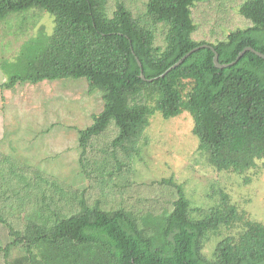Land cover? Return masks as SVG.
<instances>
[{"label":"trees","instance_id":"trees-1","mask_svg":"<svg viewBox=\"0 0 264 264\" xmlns=\"http://www.w3.org/2000/svg\"><path fill=\"white\" fill-rule=\"evenodd\" d=\"M110 1L0 0V23L31 10L55 19L50 35L40 33L2 67L1 87L85 78L104 105L79 131L80 169L90 185L48 184L51 195L44 190L16 227L0 215L10 234L0 246L6 264L15 248V264H264V222L232 203L216 177L264 167V59L248 51L237 61L247 48L264 54V0H245L239 15L246 24L226 32L222 20L221 38L212 41L193 36L202 20L195 10L213 0H147L139 12L125 0L110 8ZM215 52L220 64L234 65L218 69ZM157 113L191 116L196 162L214 177L198 202L170 178L157 182L165 191L138 210L129 201L111 208L110 192L123 193L134 160H143Z\"/></svg>","mask_w":264,"mask_h":264},{"label":"rangeland","instance_id":"rangeland-1","mask_svg":"<svg viewBox=\"0 0 264 264\" xmlns=\"http://www.w3.org/2000/svg\"><path fill=\"white\" fill-rule=\"evenodd\" d=\"M136 12L144 11L147 0H125ZM130 1L134 3L129 4ZM115 0L110 1V8ZM136 2V3H135ZM245 0H216L200 5L195 19L200 27L193 38L197 41L220 39L217 25L223 20L226 32L244 26L239 15ZM55 27L54 17L40 10L9 16L0 23V215L13 227L24 221L41 204L42 192L51 195L48 184L66 185L83 190L90 185L79 164V131L93 122V116L103 109L102 93L89 92L85 78L45 81L37 85L19 84L11 90L1 85L7 81L1 70L19 55L25 43L40 36L50 35ZM228 27V29H227ZM228 34V33H227ZM193 120L184 113L180 117L165 119L156 114L149 128V144L143 149V160H134L135 174L123 193L114 194L111 208L122 202L139 208L141 201H155L165 191L157 182L174 178L184 184L187 196L194 202L201 200L198 192L212 180L211 171L199 160V140L192 134ZM109 134L104 135L107 140ZM102 140L99 146H102ZM264 166V165H263ZM261 172L232 174L216 177L226 184L225 190L241 210L264 222V167ZM247 177L251 182L245 184ZM121 181V180H120ZM17 193H20L17 195ZM37 204V206H36ZM130 207V206H129ZM19 209V211H16ZM138 210V209H137ZM11 213V217L10 214ZM9 231L0 224V246L10 243ZM18 251H11V264L18 262ZM0 264H6L0 252Z\"/></svg>","mask_w":264,"mask_h":264},{"label":"water","instance_id":"water-1","mask_svg":"<svg viewBox=\"0 0 264 264\" xmlns=\"http://www.w3.org/2000/svg\"><path fill=\"white\" fill-rule=\"evenodd\" d=\"M203 47H208V48H211L210 46H208V45H205V46H203ZM253 52L254 54H256V55H258L260 58H262V59H264V54L263 53H261V52H258V51H256L255 49H253V48H247V49H245L241 54H240V56L238 57V59H237V61H239L245 54H246V52ZM185 59V58H184ZM184 59H182V60H180L177 64H175L173 67H171L168 71H167V73L169 72V71H171L172 69H174V68H176L177 66H179L181 63H182V61L184 60ZM138 62H139V60H138ZM214 63H215V65H216V67L218 68V69H226V68H229V67H231L232 65H234V63H232V64H228V65H222V64H220V62H219V55L215 52V59H214ZM139 66L142 68V65H141V63L139 62ZM142 71H141V77H142V79L143 80H146V77H145V75H144V72H143V69H141ZM167 73H165V74H167ZM164 76V75H163ZM152 81V80H151Z\"/></svg>","mask_w":264,"mask_h":264}]
</instances>
